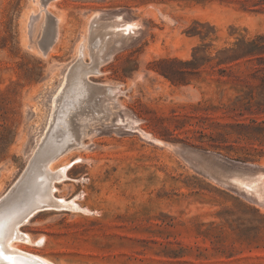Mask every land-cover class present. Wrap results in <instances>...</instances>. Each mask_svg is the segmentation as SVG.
<instances>
[{
    "label": "rangeland",
    "instance_id": "obj_1",
    "mask_svg": "<svg viewBox=\"0 0 264 264\" xmlns=\"http://www.w3.org/2000/svg\"><path fill=\"white\" fill-rule=\"evenodd\" d=\"M259 34L264 0H0V208L30 190L66 74L107 44L85 79L117 92L81 115L63 101L86 135L51 163L54 194L81 209L36 211L15 244L54 264H264V54L229 50Z\"/></svg>",
    "mask_w": 264,
    "mask_h": 264
},
{
    "label": "bare ground",
    "instance_id": "obj_2",
    "mask_svg": "<svg viewBox=\"0 0 264 264\" xmlns=\"http://www.w3.org/2000/svg\"><path fill=\"white\" fill-rule=\"evenodd\" d=\"M56 21L53 22V24H55V25H52V27L49 26L48 31H47V35H50V34L55 32V34H56L55 40L58 36V30H57L58 27H56V25H57ZM115 24L118 26L119 22H118V24L117 23H115ZM115 24L113 23L114 28H116ZM119 26H121V25L119 24ZM122 26H123V24H122ZM96 30H97V28H96ZM107 30H108V28H107ZM93 32H95V31H93ZM97 32L98 31H96L95 33H97ZM107 33H108V31H107ZM117 33H114V34H117ZM112 34H111V36H112ZM101 35H104V34H101ZM108 37H109V35H108ZM112 40H111V42H112ZM109 41L110 40H107V43H109ZM115 43H113V44H115ZM108 45L109 44H107V46ZM84 46H85V48H87L88 47L87 43ZM107 46L104 47L106 52H105V50L101 51V53L105 52L103 55L100 54L101 56H99L98 52L94 54V61L92 62V64L90 63V65L89 64L83 65V64H85L83 62V64L77 63L73 69L70 67V69H72V70L71 71L69 70L70 72H68L66 74L67 75L65 77L66 80L62 83V86L59 87L60 89L58 90V93H56L57 95L54 96V98L52 99L51 118H50L49 127H48V129L46 128L47 132L46 133L44 132L45 133L44 138H41L42 141L40 140V142H42V143H40L41 144L40 149L38 150V152L35 154L34 158L32 159L30 166H28L29 168H28L26 174H24L23 178L21 177L22 178L21 183L18 184V188L21 187L22 189H24V187L29 182L28 187L30 188V190L27 192L26 197L23 198L24 199L23 203H21V199L23 196L20 197L21 195L18 196L17 193H13L11 195L10 199L13 202H18V203L13 204L12 206H9V208H7V209L0 208V264H54L53 262H51V260H48L44 257L38 256V255H31L32 253H30V252L28 254V252H25L24 249L18 247L16 245L17 243L15 244L16 241H26L28 243H29V241H31L28 233L26 234V233L21 232L20 227H21V225L26 223L29 220L30 216L33 215L38 210L62 209V208H67L69 210L81 209V207L79 205H77L75 200H69V199H65V198H62V199L56 198V196L54 194L55 181L56 180L60 181L63 178L67 177V171H66V167H62L61 169H59V171L58 170L54 171L52 164L54 163V160L60 155V153L65 152L66 150H68L71 147L83 145V138L86 135V129H85V127L83 128V124H84L83 123L82 124L83 129L81 130V132L78 131V128L76 127V125H74L73 118L71 117V114L75 115L76 113H72V111H75L76 109L77 110L80 109V111L78 110L77 115L78 114L81 115V113L85 112L87 108H89V109L92 108V110H94V108H97V110H98V108L103 106V103L106 99L108 101H110V100L113 101L112 97H114V95H116V94L113 95V93L116 90L113 87H111L110 91L108 92L109 96L106 97L105 93H107V91H106L107 89H104L105 87L99 88L96 85L90 84L89 82L86 81L87 79H85V76L89 73L90 74L91 73L96 74V72L98 73L100 65L103 62H106V60L112 56V53H111L110 49L108 51L109 47H107ZM81 60H80V62H81ZM72 65L74 66V64H72ZM100 86H102V85H100ZM101 93L105 94V95H104L102 100H101L102 97H100L99 100H101V102H98V97H99V94L102 95ZM115 93H117V92H115ZM66 99H72L73 100V102L75 103L73 105V107L76 108L75 110H71L70 107H67L66 105H65L64 109H61V105H62L64 100L67 101ZM108 101H107V104H109V105H110V103L113 104V102L108 103ZM104 106H106V105H104ZM111 108H112V106H111ZM70 110H71V112H70ZM77 110H76V112H77ZM105 110H106V107H105ZM89 111H91V110H89ZM94 111H96V109ZM109 112L112 113L111 110ZM110 113H108L107 116H109ZM103 117H104V115H103ZM85 119L86 118L84 117V120ZM96 120H97V118H96ZM87 121H89V120H87ZM88 125H90V124H88ZM62 149H64V150L61 151ZM58 152H59V154H57ZM33 166H36L37 169L39 170V172L35 176V178H32L30 181H27V176L29 175V172L32 170ZM46 166L49 167L51 172L45 171ZM253 182L252 183L250 182V184H253ZM261 186H263V185H261ZM259 187H260V185H259ZM260 189H261V187H260ZM13 202H11V203H13ZM38 242H40V240Z\"/></svg>",
    "mask_w": 264,
    "mask_h": 264
},
{
    "label": "trees",
    "instance_id": "obj_3",
    "mask_svg": "<svg viewBox=\"0 0 264 264\" xmlns=\"http://www.w3.org/2000/svg\"><path fill=\"white\" fill-rule=\"evenodd\" d=\"M232 52L230 60H240L253 57L262 58L264 54V35H256L252 39H241L235 43V46L229 49Z\"/></svg>",
    "mask_w": 264,
    "mask_h": 264
},
{
    "label": "water",
    "instance_id": "obj_4",
    "mask_svg": "<svg viewBox=\"0 0 264 264\" xmlns=\"http://www.w3.org/2000/svg\"><path fill=\"white\" fill-rule=\"evenodd\" d=\"M50 0H46V2H49ZM55 32L50 34V35H46L42 41V48L44 49V51H48L50 49V47L52 46V44L55 41Z\"/></svg>",
    "mask_w": 264,
    "mask_h": 264
}]
</instances>
